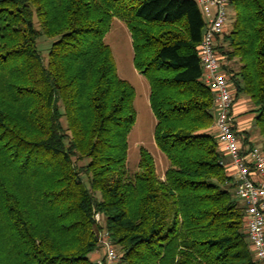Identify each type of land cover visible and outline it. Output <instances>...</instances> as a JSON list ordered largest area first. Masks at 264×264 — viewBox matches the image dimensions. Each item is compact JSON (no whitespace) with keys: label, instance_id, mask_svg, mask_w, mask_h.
<instances>
[{"label":"trees","instance_id":"16d2710c","mask_svg":"<svg viewBox=\"0 0 264 264\" xmlns=\"http://www.w3.org/2000/svg\"><path fill=\"white\" fill-rule=\"evenodd\" d=\"M227 17L221 69L253 114L235 132L264 152V0H228ZM114 19L148 82L162 176L143 147L126 167L134 89L104 41ZM205 24L195 0H0V264H96L103 231L118 264H259L212 130Z\"/></svg>","mask_w":264,"mask_h":264},{"label":"built area","instance_id":"2783aa9c","mask_svg":"<svg viewBox=\"0 0 264 264\" xmlns=\"http://www.w3.org/2000/svg\"><path fill=\"white\" fill-rule=\"evenodd\" d=\"M206 20L198 45L202 66V80L213 96L215 118L213 127L223 154L229 157L235 195L244 204V225L255 260L264 264V152L254 146L243 153L236 135L232 106L234 97L216 50L217 36L227 24L228 0H195ZM235 129V130H234ZM223 163V162H222ZM224 164V163H223ZM100 220L98 213L94 214ZM92 258L96 264H118L120 254L106 231L100 233L98 247Z\"/></svg>","mask_w":264,"mask_h":264},{"label":"rangeland","instance_id":"374dc122","mask_svg":"<svg viewBox=\"0 0 264 264\" xmlns=\"http://www.w3.org/2000/svg\"><path fill=\"white\" fill-rule=\"evenodd\" d=\"M104 41L111 50L117 74L134 89L133 106L135 110V122L127 137V170L134 172L137 169L139 148L143 147L153 156L157 175L162 176L168 162L164 154L154 143L153 128L155 118L148 105L149 86L145 77L133 68L131 39L125 24L121 20L114 19L111 22L110 29L104 36ZM38 43L40 52L45 59L44 56L49 40L42 36L38 39ZM247 102L250 108L249 101L247 100ZM96 255V253H92L91 258H94Z\"/></svg>","mask_w":264,"mask_h":264},{"label":"crops","instance_id":"0c3cea01","mask_svg":"<svg viewBox=\"0 0 264 264\" xmlns=\"http://www.w3.org/2000/svg\"><path fill=\"white\" fill-rule=\"evenodd\" d=\"M249 109L250 108L248 106V102L246 98L238 97L233 102L232 114L234 119V127L236 129V132L240 133L242 137L244 136L243 132L245 130L251 129V121L253 114L248 112ZM212 130L215 131L214 127H212ZM248 140L252 143V147L261 146L259 136L254 132L250 134ZM252 147L246 145L244 146L243 150L248 151ZM223 163L226 169V173L232 176V169L229 166V157L226 154H224Z\"/></svg>","mask_w":264,"mask_h":264}]
</instances>
